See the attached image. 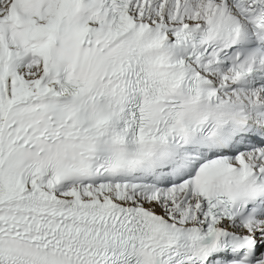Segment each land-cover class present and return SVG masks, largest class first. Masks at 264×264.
<instances>
[{
    "label": "snow or ice",
    "instance_id": "6c2138e0",
    "mask_svg": "<svg viewBox=\"0 0 264 264\" xmlns=\"http://www.w3.org/2000/svg\"><path fill=\"white\" fill-rule=\"evenodd\" d=\"M0 264H264V0H0Z\"/></svg>",
    "mask_w": 264,
    "mask_h": 264
}]
</instances>
